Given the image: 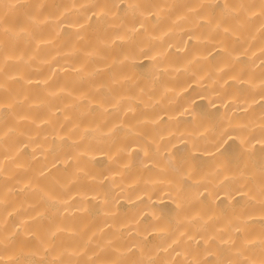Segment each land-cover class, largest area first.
<instances>
[{
    "label": "bare ground",
    "instance_id": "6f19581e",
    "mask_svg": "<svg viewBox=\"0 0 264 264\" xmlns=\"http://www.w3.org/2000/svg\"><path fill=\"white\" fill-rule=\"evenodd\" d=\"M0 264H264V0H0Z\"/></svg>",
    "mask_w": 264,
    "mask_h": 264
}]
</instances>
